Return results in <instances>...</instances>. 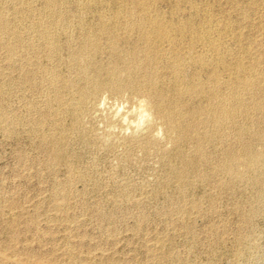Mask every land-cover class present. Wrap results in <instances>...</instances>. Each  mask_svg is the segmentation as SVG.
Wrapping results in <instances>:
<instances>
[{
    "label": "rangeland",
    "instance_id": "374dc122",
    "mask_svg": "<svg viewBox=\"0 0 264 264\" xmlns=\"http://www.w3.org/2000/svg\"><path fill=\"white\" fill-rule=\"evenodd\" d=\"M0 264H264V0H0Z\"/></svg>",
    "mask_w": 264,
    "mask_h": 264
},
{
    "label": "bare ground",
    "instance_id": "6f19581e",
    "mask_svg": "<svg viewBox=\"0 0 264 264\" xmlns=\"http://www.w3.org/2000/svg\"><path fill=\"white\" fill-rule=\"evenodd\" d=\"M147 5V4H146ZM146 7V6H145ZM149 13V12H148ZM150 14V13H149ZM135 15V14H134ZM142 16V15H141ZM144 19V18H143ZM154 19V18H153ZM131 23V22H130ZM151 23H153V22H151ZM154 24V23H153ZM141 25V24H140ZM144 26V25H143ZM140 27V26H139ZM145 28H146V26H145ZM139 29H141V28H139ZM143 29V28H142ZM141 29V30H142ZM164 29V28H163ZM153 30V29H152ZM158 30V29H157ZM148 31V30H147ZM145 32V31H144ZM158 32V31H157ZM160 32V31H159ZM150 33V32H149ZM160 34V33H159ZM142 35V34H141ZM149 35V34H148ZM151 35V34H150ZM155 35H157V34H155ZM165 35V34H164ZM145 36H147V35H145ZM149 37V36H148ZM165 37V36H164ZM170 37H171V35H170ZM157 39V38H156ZM164 39V38H163ZM150 40V39H149ZM173 40V39H172ZM150 42V41H149ZM201 58V57H200ZM202 59V58H201ZM240 66V65H239ZM237 70H239V69H237ZM197 87V86H196ZM97 88V87H96ZM252 90V89H251ZM250 90V91H251ZM238 95V94H237ZM261 108V107H260ZM262 109V108H261ZM217 122H219V121H217ZM169 123H170V121H169Z\"/></svg>",
    "mask_w": 264,
    "mask_h": 264
},
{
    "label": "clouds",
    "instance_id": "9594fccd",
    "mask_svg": "<svg viewBox=\"0 0 264 264\" xmlns=\"http://www.w3.org/2000/svg\"><path fill=\"white\" fill-rule=\"evenodd\" d=\"M101 107H103V104L101 105Z\"/></svg>",
    "mask_w": 264,
    "mask_h": 264
}]
</instances>
